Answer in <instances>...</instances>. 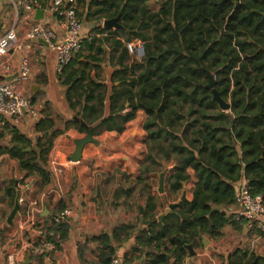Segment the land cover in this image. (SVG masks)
I'll return each instance as SVG.
<instances>
[{"label":"trees","instance_id":"1","mask_svg":"<svg viewBox=\"0 0 264 264\" xmlns=\"http://www.w3.org/2000/svg\"><path fill=\"white\" fill-rule=\"evenodd\" d=\"M75 1L78 18L93 26L94 35L56 76L73 118L65 121L45 103L34 126L36 137L11 128L10 145L0 146V155L18 160L23 179L36 177L47 185V155L58 136L69 129L91 134L89 126L120 133L142 111L146 156L138 183L144 184L145 205L135 224L117 228L146 222L140 231L144 239L136 236L144 252L142 264H169L166 256L183 264L185 246L194 250L201 245L199 237L218 240L226 227L242 232L245 222L235 221L229 211L234 184L244 180L252 196L264 198V0H158L155 12L152 0ZM118 16L123 31L102 27ZM133 40L143 43L144 56L129 63L125 43ZM104 65L108 82L101 75ZM208 75L228 111L214 101ZM162 163L173 164L166 179L170 194L183 191L189 171L196 183L191 201L179 202L158 223L147 180L149 174L166 172ZM20 182L4 189L12 205ZM68 230L67 224L52 228L56 237L49 241L56 246ZM113 234L98 239L100 264H110ZM229 258V264H264L246 250Z\"/></svg>","mask_w":264,"mask_h":264},{"label":"crops","instance_id":"2","mask_svg":"<svg viewBox=\"0 0 264 264\" xmlns=\"http://www.w3.org/2000/svg\"><path fill=\"white\" fill-rule=\"evenodd\" d=\"M17 0H0V37L10 29L16 31L18 42L21 46V53L29 61L31 80L27 84H16L20 92L27 93L34 98L33 107L40 111L45 103H49L53 113L60 115L65 121L72 120L73 113L69 111L64 98V89L58 84L55 68V53L53 50L41 46L39 43L29 42L25 39V32L31 25L40 24L45 28L55 29L53 18L49 15L47 0H39L44 12L40 19H35L25 11L16 12L13 3ZM152 3V4H151ZM150 3L151 11L158 9V0ZM81 13V9H78ZM82 22V34L86 38L94 35L93 26ZM107 35H96L97 38ZM104 48V46H103ZM5 60L12 72L17 67V55L14 54ZM133 58H129V63ZM101 74L102 79L108 82L109 70ZM0 77L3 73L0 71ZM35 90V92H32ZM57 111V112H56ZM146 116L142 111L136 113L135 118L124 125L120 133L106 131L104 129L90 127L91 134H83L76 129H69L64 135L58 136L54 141L51 150L47 155L46 165L51 173V179L47 185H43L36 177L25 178L21 171L18 160L9 155H0V264H6L5 253L17 244L28 242L35 246L39 244L37 238L30 232L22 234L17 232V224L26 216L29 202H39V213L36 216L38 225L45 228L50 226L51 218L55 216L64 206L72 211L69 220V230L64 241H59L56 246L46 252L42 257L32 258L24 252L23 264H100L99 254L102 248L99 237L103 234L115 235L110 240L114 253L121 255L124 264H142L145 260L141 246L137 245L136 236L142 240L144 236L140 231L146 229L141 223L138 228H127L119 231L117 228L122 225L135 224L138 220L139 207L143 208L145 198L143 189L136 184L141 177V165L146 156L144 144V133L139 130L143 127ZM35 121L22 117L19 125L13 127L0 118V146L8 147L12 138L11 128H15L27 138L34 139ZM90 136L89 141L84 145L80 159L77 163L70 161L75 152L76 142ZM2 136V137H1ZM166 172L149 174L148 181L163 174V192L152 188L149 195L155 199L157 215L163 212V208L174 203V194L168 191L167 177L173 164L162 163ZM62 170L61 175H56V170ZM118 173L125 176L120 177ZM190 180L186 189L178 193V198L185 193L186 201H191L192 191L195 186L194 172L189 171ZM29 183L30 188L24 190L20 195L19 211L14 220V226L5 229V219L12 204L9 197L4 194V189L13 181ZM157 183V185H158ZM158 187V186H157ZM97 188L100 190L97 198ZM154 191L158 194L155 195ZM164 198L167 200L164 201ZM139 199V201H138ZM164 203V207L160 206ZM143 206V207H142ZM163 209V210H162ZM235 211L234 205L229 209ZM151 214V213H150ZM207 243L205 246L196 247L193 257L184 260L187 264H229V256L236 250H246L250 254L264 261V236L254 232H237L230 227L223 230V236L218 240H210L203 237ZM137 248L140 251L133 252ZM152 250L151 247L143 249ZM169 264L173 260L169 257Z\"/></svg>","mask_w":264,"mask_h":264},{"label":"built area","instance_id":"3","mask_svg":"<svg viewBox=\"0 0 264 264\" xmlns=\"http://www.w3.org/2000/svg\"><path fill=\"white\" fill-rule=\"evenodd\" d=\"M49 15L53 18L55 29L45 28L40 24L31 25L25 32V39L29 42L39 43L55 53V74H61L70 63L73 56L82 48L86 39L82 34V22L77 16V4L75 0H47ZM16 12L25 11L31 17H35L37 11L44 12L39 0H17L13 3ZM128 54L136 61L144 56L143 43L137 40L125 43ZM17 55V67L15 73L5 60L0 61L2 78L16 75L11 81L0 80V118L17 127L22 117H27L38 122V111L31 101L22 95L16 88V84H28L31 80V70L27 57L21 53L16 31L10 29L0 37V58ZM56 175H61L62 170H56ZM20 190L30 188L29 183L20 182L17 185ZM235 198L233 216L235 221H244L247 232H260L264 234V198L262 195L252 196L244 180L234 184ZM20 201V200H19ZM39 202L31 201L28 204L26 216L17 224V232L32 233L39 244L33 246L23 242L11 247L5 253L6 264H23L24 252L30 257H42L54 246L49 240L56 237L52 228L61 224H69L72 215L70 209H63L51 218L50 226L45 228L38 225L36 216L39 213ZM110 264H124L121 255L116 253L111 257ZM183 264H187L184 262Z\"/></svg>","mask_w":264,"mask_h":264},{"label":"water","instance_id":"4","mask_svg":"<svg viewBox=\"0 0 264 264\" xmlns=\"http://www.w3.org/2000/svg\"><path fill=\"white\" fill-rule=\"evenodd\" d=\"M238 1V0H237ZM42 16V12L41 11H37L36 15H35V19H40ZM102 27L104 29L107 30H121L123 31V27L119 24V16L112 19V20H107V21H103L102 22ZM16 77V75L14 76H10V77H6V78H2L0 77V80H4V81H11ZM208 80H209V84H208V88L212 90L213 96H214V101L218 104L219 108L223 111L226 112L229 110V105L221 99L220 95L214 91V80L212 78V76L208 75ZM32 92H35V90H33L32 88ZM90 134V133H88ZM90 136L88 135L87 138H85L84 140L78 141L76 142V149L75 152L73 153V155L70 158V161L73 163H77L80 159L81 156V152L82 149L84 147V145L89 141ZM163 174L159 175V183H158V192L162 193L163 192ZM186 189V186L183 187V190ZM23 192V190L20 189H15V197H14V201H13V205H12V209L10 210V212L8 213V215L6 216L5 219V229L6 228H11L14 226V220L15 217L19 211V200H20V195ZM100 195V190L99 188H97V198H99ZM186 198H185V193H182V196L180 198L179 202H185ZM176 203H172L167 205V207L163 210V212L158 215L157 217V222L161 223L162 220L164 218H166L169 214H172L174 208L176 207ZM218 209H214V211H217ZM139 213L142 215L143 210L142 208L139 207ZM141 220V219H140ZM142 222V220H141ZM143 226H146V222H142ZM199 240L202 242V245L205 246L207 241L203 238V237H199ZM185 249L188 252V257H193L194 256V251L191 245L185 246ZM167 259H169V256H166Z\"/></svg>","mask_w":264,"mask_h":264},{"label":"rangeland","instance_id":"5","mask_svg":"<svg viewBox=\"0 0 264 264\" xmlns=\"http://www.w3.org/2000/svg\"><path fill=\"white\" fill-rule=\"evenodd\" d=\"M152 4V3H151ZM28 85V84H27ZM25 90H26V94L24 93V92H21L22 93V95L24 96V97H26L28 100H30L31 101V97H30V95H29V90H27V88H25ZM57 112V111H56ZM54 115H56V113H53ZM139 130H142L143 131V127H141V125H139ZM144 132V131H143ZM144 139H145V133H144ZM158 170H161L160 168L158 169ZM118 175L120 176V177H123V176H125L123 173H118ZM157 183H158V179H157V177L156 178H154L151 182L150 181H148L147 180V184H150L151 186H152V188H155L156 190L158 189V185H157ZM136 186L139 188V189H144V184H142V183H137L136 184ZM143 193H144V190H143ZM154 193H155V195L156 194H158V192L157 191H154ZM145 194V193H144ZM141 199H143L144 200V198H141ZM167 199L166 198H164V201H166ZM174 200H175V202H174V204L176 203V204H178L179 203V198H178V195L176 194L175 195V197H174ZM164 203H162L160 206H162ZM172 204V203H171ZM165 205V204H164ZM163 205V206H164ZM169 205V204H168ZM162 206V207H163ZM161 207V208H162ZM167 207V206H166ZM166 207H164L163 209H165ZM162 209V210H163ZM138 216H139V214H137Z\"/></svg>","mask_w":264,"mask_h":264}]
</instances>
